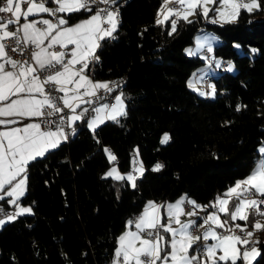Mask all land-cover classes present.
<instances>
[{
  "label": "trees",
  "instance_id": "obj_1",
  "mask_svg": "<svg viewBox=\"0 0 264 264\" xmlns=\"http://www.w3.org/2000/svg\"><path fill=\"white\" fill-rule=\"evenodd\" d=\"M118 2L116 39L101 42L100 60L92 72L97 78L125 77L127 115L118 117V123L100 125L95 138L80 125L67 143L29 166L25 203L35 202V215L0 230V264H112L126 222L150 199L186 193L208 205L251 173L261 156L264 11L241 9L234 22L211 23L197 10L189 18L192 23L178 21L177 31L169 35L170 21L156 24L162 0ZM260 3L264 9V0ZM199 29L216 32L220 41L215 54L237 66L236 71L221 68L210 74L217 89L214 98L188 87L190 75L203 63L186 50ZM237 105L242 106L239 112ZM166 130L171 139L162 144ZM103 147L113 149L122 171L132 168L139 151L145 172L136 189L126 181L102 179L115 163L109 162ZM158 161L164 168L152 171ZM255 217L249 214L248 226ZM257 241L261 256L253 264H264L263 231Z\"/></svg>",
  "mask_w": 264,
  "mask_h": 264
},
{
  "label": "snow or ice",
  "instance_id": "obj_2",
  "mask_svg": "<svg viewBox=\"0 0 264 264\" xmlns=\"http://www.w3.org/2000/svg\"><path fill=\"white\" fill-rule=\"evenodd\" d=\"M120 6L118 0H0V14H7L0 15V117L3 118L0 119V230L21 217L35 215V202L25 203L30 165L46 159L67 143L80 125H85L95 138L100 125L109 120L118 123V117L127 115L123 91L112 97L114 103H101L122 88L123 82L93 80L90 75V66L99 63L96 50L101 42L116 39ZM197 9L201 18L211 23L234 22L241 9L247 13L264 11L260 0H162L156 24L170 21L168 34L172 35L177 31L178 21L192 23L189 17ZM40 14L51 18L29 19ZM74 14L90 15L73 24L70 21ZM9 39L15 41L11 49L5 43ZM21 45L32 46L30 60L20 61L8 55V51L22 53ZM57 47L60 50H55ZM205 48L208 53L213 52L210 42L198 44V50ZM187 51L189 55L196 54L191 49ZM203 58L209 63L214 60L209 56ZM215 66L220 68V62L216 61ZM233 68L229 62L226 71ZM41 72H46L43 79ZM47 85L52 88H46ZM188 87L201 96L217 95L215 84L202 90L189 81ZM241 108L237 105L236 111ZM27 119L33 122L22 123ZM18 124L21 126H15ZM170 139L164 133L161 143L168 144ZM96 142L99 144V139ZM102 151L110 163L117 160L109 148L103 147ZM258 151L262 159L252 172L208 205L197 204L187 197L165 204L148 201L138 216L126 222V230L117 238L112 264H237L238 261L253 264L261 252L256 247L259 241L254 242L251 237L255 230H264V225L257 221L253 231H248L246 223L250 211L254 216L264 217V147ZM162 168L164 165L157 162L151 170ZM144 172L143 162L134 159L132 171L121 174L117 167H112L102 179L126 181L136 189V181ZM233 199L235 203L230 210ZM186 202L192 205V210L185 211ZM208 208L215 211L207 212ZM197 209L207 212L206 216L198 217L200 223L191 219L182 222L181 216H197ZM221 213L226 219L221 220ZM237 220L245 223H234ZM173 224L179 227L174 228ZM206 225L202 234H193Z\"/></svg>",
  "mask_w": 264,
  "mask_h": 264
},
{
  "label": "crops",
  "instance_id": "obj_3",
  "mask_svg": "<svg viewBox=\"0 0 264 264\" xmlns=\"http://www.w3.org/2000/svg\"><path fill=\"white\" fill-rule=\"evenodd\" d=\"M243 2H248V0H243ZM50 6V5H49ZM170 7L172 6V5H169ZM213 5H209V7H212ZM23 7H27V5H24ZM95 5H93V8L95 9ZM197 10H199V9H197ZM197 13V12H196ZM7 15V14H6ZM87 15H90V14H84V15H79L78 17H76V18H74V19H72L70 22L71 23H73V24H75V23H77L80 19H84V18H86V16ZM196 15V14H195ZM195 15H193V16H190L189 18H192V17H194ZM39 19V18H51V17H48V15L47 14H40V16L39 17H29V19L31 20V19ZM161 19L163 18V17H160ZM24 21H23V18L21 19V23H23ZM9 30H12V26H10L9 27ZM198 31H201V29H199ZM197 36H198V33L196 32V34H195V36H194V41H193V45L191 46V50H193V52H195L196 54H194V55H199L201 58H202V54L203 53H206V48L205 49H200V50H198V44L196 43V41H197ZM219 37V35L218 36H216L215 37V40H214V42H216L217 41V38ZM55 50H60L58 47L55 49ZM8 55L9 56H11L13 59H16V60H20V61H23L22 59H18V58H16L15 56H13L12 54H9L8 53ZM96 55H97V50H96ZM208 56V55H207ZM210 57H212V53H211V55H210ZM203 59V58H202ZM216 63V60H213L211 63H209V61L208 60H205V59H203V63L201 64V65H199L194 71H193V73H194V76L192 77V78H190L189 77V79L197 86V87H199L200 89H204V90H206L204 87H202L201 85H200V83H201V81H202V79H201V77H203V75H204V77L205 76H209L210 78H211V75L213 76V75H215L216 73H213V71H210V69L212 68V66L214 65ZM90 67H92V66H90ZM220 72V71H219ZM206 73H209V74H206ZM211 74V75H210ZM91 78L93 79V80H98V81H108V79H104V78H97V77H95L94 75H93V72L91 71ZM189 81V80H188ZM123 90V88L120 90V89H118L117 91H115V93H114V96L115 95H117L120 91H122ZM113 96V97H114ZM103 102H108V103H114V100L113 99H111V100H109V99H107L106 101H101V103H103ZM124 104H125V98H124ZM85 106H87V105H85ZM126 106V105H125ZM0 119H3L2 117H0ZM86 119H87V117H86ZM28 122H33V120L32 119H27V120H24V121H22V123H28ZM15 126H21V124H18V125H15ZM79 128V127H78ZM0 130H2V126H0ZM261 147H264V140H263V142H262V144H261ZM262 159V156H260V158L258 159V161L259 160H261ZM257 161V162H258ZM256 165H257V163H256ZM255 165V166H256ZM252 172V171H251ZM250 174V173H249ZM248 174V175H249ZM247 175V176H248ZM247 176H245V177H243V178H240V179H238L237 181H239V180H242V179H245ZM236 181V182H237ZM235 182V183H236ZM235 183L232 185V186H234L235 185ZM232 186H230V187H232ZM229 187V188H230ZM228 188V189H229ZM227 189V190H228ZM226 190V191H227ZM225 191V192H226ZM225 192H223V193H219V194H217V196H216V198L218 197V196H221L222 197V194H224ZM181 197H187V199H190V200H193V201H195L197 204H200V205H203V204H201V203H198L192 196H189V195H187L186 193H182L181 195H179V196H177V197H175L174 199H168V200H156V199H150L149 201H155L156 203H158V204H165V203H174L175 201H177V200H179ZM192 197V198H191ZM216 198L213 200V202L216 200ZM250 198H255V197H250ZM27 205H31V204H29V203H26ZM262 207H264V206H262ZM184 209H185V211H190V210H192V205L191 204H189L188 206L187 205H184ZM210 209H213V208H210ZM210 209H208L207 210V212H211L210 211ZM162 212H163V210H162ZM200 213L199 214V216L198 217H200V215H201V212L203 213V211H200V210H198L197 209V213ZM207 212H204L203 213V216H201V218L202 217H204V215L206 216L207 215ZM141 213V212H140ZM140 213H138L137 215H135L134 217H136V216H138ZM251 213V211L249 212V214ZM222 214V213H221ZM134 217H132V218H134ZM198 217H196V216H193V217H186V216H181V220H182V222L183 221H187L188 219H191V220H196V221H200V220H198ZM195 218H197V219H195ZM259 218V217H258ZM257 218V219H258ZM224 219H226V217L225 216H223L222 215V220H224ZM256 218L254 219V221H253V224H252V226L250 227V226H248L247 227V230L248 231H253V225H254V223L256 222V221H260L259 223L260 224H262V225H264V221H262V220H257ZM256 220V221H255ZM235 222H240V221H235ZM229 223H233V222H231V221H229ZM244 224V223H243ZM173 227L174 228H178L179 227V225H175V224H173ZM126 230V227L123 229V231L121 232V234L124 232ZM132 230H135L134 228L132 229ZM261 231H263L264 232V230H255V232H254V235L251 237V239L252 240H255V238H259V234L261 233ZM195 235V234H194ZM254 238V239H253ZM203 242V241H202ZM208 243H212V242H208ZM117 247H118V245H117Z\"/></svg>",
  "mask_w": 264,
  "mask_h": 264
},
{
  "label": "rangeland",
  "instance_id": "obj_4",
  "mask_svg": "<svg viewBox=\"0 0 264 264\" xmlns=\"http://www.w3.org/2000/svg\"><path fill=\"white\" fill-rule=\"evenodd\" d=\"M213 7H216V5H213L211 8H213ZM213 15V13L210 15V17ZM217 21H219V22H221L220 20H217ZM197 33H198V36H197V41H196V43L197 44H199L200 42H205V43H208V42H210L211 44H212V47H213V52H212V57H214V60H216V61H219L220 62V64H221V67L220 68H216V66H215V64L212 66V68L210 69V71H213V73H216V74H218L219 73V71L221 70V68H223V69H226L227 67H228V63L229 62H231V64L234 66V68H233V71H236V69H237V66H236V64L233 62V61H231V60H229L228 62H227V64H223V58L221 57V56H218V55H216L215 54V51H214V49H215V45L220 41V37H218L217 38V41L216 42H214V40H215V37L216 36H218V34L216 33V32H214L213 30H211V29H201V31H197ZM193 45V43L192 44H189L187 47H186V50H189L190 48H191V46ZM236 45H238L239 47H238V49H241V44L240 43H238V42H236ZM188 52V51H187ZM204 56H207V53H203L202 54V58L204 57ZM204 59V58H203ZM215 74V75H216ZM194 76V73H192L191 75H190V78H192ZM205 78V80L207 81V80H209V84H214V82L213 81H211V78L209 77V76H205L204 77ZM189 81H191L190 79H189ZM188 81V82H189ZM195 87L196 88H199V87H197L196 85H195ZM202 90H204V89H202ZM96 133H97V129H96ZM164 133H168L169 134V131H164L163 132V134ZM163 134H162V136H163ZM161 139H162V137H161ZM260 158V157H259ZM135 159L136 160H138V161H142V159L140 158V156L138 155V156H135ZM159 163H161L160 161H158ZM136 166H138V164L136 165ZM144 166V165H143ZM112 167H117L118 168V170H119V172L121 173V174H126V173H128V172H130V171H132V168L130 169V170H128V171H122L121 169H120V167L118 166V164L115 162V163H112L111 164V166L109 167V169L108 170H110V168H112ZM144 169H145V167H144ZM107 170V171H108ZM243 178V177H242ZM192 198V197H191ZM210 211H215V209H210ZM202 213V212H201ZM220 215V217H221V220H222V214H219ZM202 216V215H201ZM205 216V215H204ZM259 217V218H258ZM257 220H262V221H264V217H261V216H256L255 217ZM196 219V218H195ZM256 221V220H255ZM257 222V221H256ZM258 222H260V221H258ZM197 223H200V221L199 222H197ZM243 225V224H242ZM207 225L205 226V227H203V228H200L199 230H200V232H195V235H200V234H202L204 231H206L207 230ZM251 227V226H250ZM217 231L219 232L220 230L219 229H217ZM193 234H194V232H193ZM255 240L257 241V238H255ZM202 242V241H201ZM208 242H212L211 240H209ZM203 243V242H202ZM256 247H258L259 249H260V246H259V244H256ZM243 250V249H242Z\"/></svg>",
  "mask_w": 264,
  "mask_h": 264
},
{
  "label": "built area",
  "instance_id": "obj_5",
  "mask_svg": "<svg viewBox=\"0 0 264 264\" xmlns=\"http://www.w3.org/2000/svg\"><path fill=\"white\" fill-rule=\"evenodd\" d=\"M118 4H120V3L118 2ZM50 6H54V5H51V4H50ZM100 6H101V7H105L104 5H100ZM119 11H120V8H119ZM0 15H6V14H0ZM5 43L7 44L8 49H11L12 47H15V41H14V40L9 39V40L5 41ZM21 48L24 49L22 53H21L20 50H17L16 52L8 51V53H9V54H12L13 56H15V57L18 58V59H22V60L29 59V60H30V59H31L32 46H28V47L25 48L23 45H21ZM206 53H207V55L210 57L211 53H208L207 51H206ZM227 61H228V60L223 61V64L225 65V64L227 63ZM45 74H46V72H41V73H40L42 79H43V77H44ZM108 81H114V82H121V81H122V82H125V77H124V76L111 77V78L108 79ZM200 85H201L202 87H204L206 90H209V89L207 88V86H208L209 84H207V81L205 80L204 75H203V79H202ZM46 88H52V85H47ZM117 90H118V89H117ZM117 90H116V91H117ZM114 93H115V92H113V93L111 94V96L108 97L109 100L112 99V97L114 96ZM53 95H57V93L54 92ZM109 149H110L111 151H113V149H112L111 147H109ZM132 168H133V166H132ZM186 203H187V202H186ZM187 204H188V203H187ZM188 205H189V204H188ZM5 208H6V211L9 210V209H8V206H5ZM234 223L241 224V223H239V222H234ZM241 225H242V224H241ZM219 230H220V229H219ZM198 231H199V230H198ZM237 234H240V233H239V230H237ZM252 241L255 242L256 240H252ZM200 243H202V242H200ZM249 247H251V245H249Z\"/></svg>",
  "mask_w": 264,
  "mask_h": 264
},
{
  "label": "bare ground",
  "instance_id": "obj_6",
  "mask_svg": "<svg viewBox=\"0 0 264 264\" xmlns=\"http://www.w3.org/2000/svg\"><path fill=\"white\" fill-rule=\"evenodd\" d=\"M209 80H210V79H209ZM209 80H207V84H209ZM123 83H125V82H123ZM122 88H124V86H123ZM122 88H119V89L121 90ZM185 205H187V206H188V204H187V203H185ZM201 215H203V213H201ZM201 215H200V216H201ZM195 232H197V233H198V232H200V230H199V231H195ZM195 232H194V234H195ZM253 239H254V238H253Z\"/></svg>",
  "mask_w": 264,
  "mask_h": 264
}]
</instances>
